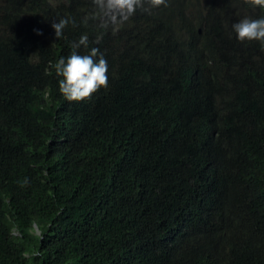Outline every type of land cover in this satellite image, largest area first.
<instances>
[{
  "label": "trees",
  "instance_id": "1",
  "mask_svg": "<svg viewBox=\"0 0 264 264\" xmlns=\"http://www.w3.org/2000/svg\"><path fill=\"white\" fill-rule=\"evenodd\" d=\"M145 8L70 102L54 64L98 34L90 0H0V264H264V44L231 33L264 7Z\"/></svg>",
  "mask_w": 264,
  "mask_h": 264
},
{
  "label": "clouds",
  "instance_id": "2",
  "mask_svg": "<svg viewBox=\"0 0 264 264\" xmlns=\"http://www.w3.org/2000/svg\"><path fill=\"white\" fill-rule=\"evenodd\" d=\"M152 8L167 5V0H147ZM249 6L264 7V0H245ZM138 9L145 8V0H90V9H86L79 21L87 26L94 22L99 30L94 40L84 32L70 42L71 52L61 56L54 64L58 79V90L66 101H81L90 98L101 88L108 86V61L98 45L108 30L118 32ZM72 24L77 26L74 17L65 15L54 18L51 28L55 37H64V30ZM231 33L238 42L256 41L264 44V15L255 18L244 16L238 22L231 23ZM80 49H84L81 53ZM27 183V180L25 181Z\"/></svg>",
  "mask_w": 264,
  "mask_h": 264
}]
</instances>
